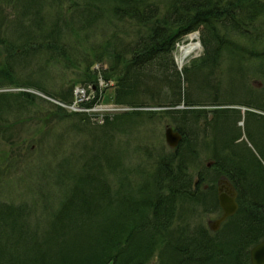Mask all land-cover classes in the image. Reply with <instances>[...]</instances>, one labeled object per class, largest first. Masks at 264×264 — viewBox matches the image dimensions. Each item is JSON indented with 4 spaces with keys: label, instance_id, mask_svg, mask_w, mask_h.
<instances>
[{
    "label": "trees",
    "instance_id": "obj_1",
    "mask_svg": "<svg viewBox=\"0 0 264 264\" xmlns=\"http://www.w3.org/2000/svg\"><path fill=\"white\" fill-rule=\"evenodd\" d=\"M68 1L71 12L62 8ZM124 22L143 31L121 37L114 27ZM195 31L202 54L178 70L175 45ZM0 47V88H31L67 105L75 84L95 82L91 66L106 63L103 79L114 81V103L165 107L152 113L150 121L166 118L178 127L188 121L196 128L197 179L192 191L187 173L191 149L183 141L173 153L152 154L147 145L116 149L115 133L135 131L117 122L144 121L141 112L106 118L101 132H90L99 141L97 156L85 157L88 145L74 141L68 153L52 147L53 126L48 121L36 125L32 135H43L34 141L38 156L34 186L28 189L34 198L0 202V264H160L154 250L159 258L179 255L171 257V264H250V249L264 240V0H0ZM36 57L41 58L36 73L28 68L19 75V67ZM61 64L74 69L72 78L51 75ZM254 79L260 80L259 89L252 85ZM182 101L187 109H175ZM38 102L49 106L54 118L78 117L69 125L73 131L87 125L85 114L68 113L32 93H0V142L9 149L23 141L22 113L32 120ZM233 106L259 112H244L243 134L241 110L228 108ZM53 137L55 144L63 140ZM47 148L53 151L50 162L44 155ZM25 150L22 154L34 152ZM134 151L151 162L132 164ZM203 153L210 156L207 167L198 164ZM136 166L145 171L136 172ZM117 167L125 170H112ZM221 178L238 191L239 209L212 232L199 219L220 213L215 182ZM112 204L105 210L122 205L145 217L148 226L96 223L74 212L97 213ZM194 217L196 225L190 227ZM113 232L127 240L115 243ZM135 238L139 242L134 247H148L133 250Z\"/></svg>",
    "mask_w": 264,
    "mask_h": 264
},
{
    "label": "rangeland",
    "instance_id": "obj_2",
    "mask_svg": "<svg viewBox=\"0 0 264 264\" xmlns=\"http://www.w3.org/2000/svg\"><path fill=\"white\" fill-rule=\"evenodd\" d=\"M62 8L65 10H69L70 12L74 9L72 6V2L68 1L63 4ZM12 14L9 15V18H12ZM114 30L121 36V37H133L134 34H136L138 31H143V28H139L135 26L132 23L124 22L115 24ZM9 29V28H8ZM196 38L194 39V43H199L198 39V33L195 32ZM95 39V38H94ZM97 40V39H95ZM101 39H98L100 41ZM90 42V40H88ZM189 42V35L185 36L183 40L175 47L173 57L176 58L179 57V50L182 45H186ZM89 45V43H88ZM200 45V43H199ZM2 47H0V67H2V61L4 60V54L2 53ZM202 54V47L200 45V52L196 54L195 56H190L185 62L183 63L182 67H190L194 61H196ZM41 62L40 57L34 58L32 64L28 65H22L19 67V70L21 71L19 75H23L26 73L29 69L36 71L38 64ZM178 66L177 62H175ZM106 65V63H104ZM65 66L56 65L52 73H65L67 77L72 78L73 73H75L74 69L72 68H64ZM73 67V66H72ZM29 68V69H28ZM31 72V71H30ZM36 73V72H35ZM48 77V76H47ZM51 84L54 83V80L50 78ZM254 82H252V85L256 88L261 87V83L259 79H254ZM110 88V87H108ZM105 89L100 92L101 96V103L103 104H109L112 99L113 92L111 89ZM187 89V86L184 82V89ZM7 92L13 91V92H20V89L17 88H7L5 89ZM24 90V89H23ZM31 90V89H27ZM34 91V90H33ZM38 92V91H35ZM41 98V97H40ZM45 99V98H44ZM37 102V101H36ZM69 113V112H68ZM242 120L239 122V126L241 127L242 134L244 133V112L241 110ZM25 119H23L21 125L22 134L19 135L20 141L22 142H16L18 144H14V146L9 149L7 144L0 142V202L3 203H17L21 198L25 191H28V189L31 186H34V159H37V145L36 141L39 140V137H41L43 134L34 136L32 135L34 131V126L44 124V122L48 121L47 124L50 122V124L53 126V132L57 136H63V140L61 142H58V144H55L56 137H53L51 134V138L49 139V142L52 147L61 146L62 149L68 153L71 149V142H77L79 145H89L90 147L97 150L99 146V141H96L95 139H92L90 136V132L98 131L101 132V128L93 121V119L88 118L89 120H86L87 125H81V129L79 132L73 131L71 127H69L71 122H77L80 120L78 117H68L63 120L54 118V112L53 110L43 104V103H36L34 107V118L32 120L30 119V115L28 113H22ZM155 121H150L149 123L145 124L143 127H140L138 131L136 128H132L133 131L130 133V135H123L120 136L119 134L115 133L114 136V143L116 149L123 148L132 150L135 147L143 148L146 145L149 146L152 149V154L156 153L158 151H162L164 153H168L169 148L165 144L164 141V128L166 125H169L170 122L166 118H163L162 120L156 118ZM58 123V124H57ZM57 124V125H56ZM46 130V128H45ZM47 131V130H46ZM244 137V136H243ZM91 138L90 141H87V139ZM58 140V139H57ZM35 141V142H34ZM83 141H85L83 143ZM123 141V142H122ZM26 149H30V151H34L33 153H25L22 154L21 151H27ZM81 147V146H80ZM53 151L51 148H47L44 152V155L48 158V162H50L52 157ZM58 155V154H57ZM90 155V152L84 151V156L88 157ZM129 155L127 156V159L129 158ZM59 156V155H58ZM210 160V156L208 154H202L201 158L198 160L199 166H205V163ZM151 161H148L145 156H143L141 153H139L137 156H133L132 158V164H138L141 163L144 166L147 165L146 163H150ZM217 182H215L216 184ZM214 184V185H215ZM216 187V185H215ZM219 215V214H218ZM217 214H204L199 219L200 222L203 223V225L208 228L209 224L217 219ZM196 225V217L191 219L189 221V226L193 227ZM154 263V262H152Z\"/></svg>",
    "mask_w": 264,
    "mask_h": 264
},
{
    "label": "bare ground",
    "instance_id": "obj_3",
    "mask_svg": "<svg viewBox=\"0 0 264 264\" xmlns=\"http://www.w3.org/2000/svg\"><path fill=\"white\" fill-rule=\"evenodd\" d=\"M196 38L195 33H191L189 34V40L191 42H189L186 45H182L180 47L179 50V57L176 58V62L178 64V66L181 68L180 65H183V63L185 62V60H187L190 56H195L196 54H198L200 52V45L197 42H193L194 39ZM96 73H98V75L103 78V71H97ZM182 82H183V88H184V78L182 77ZM186 84V83H185ZM185 90V89H183ZM92 102L94 103H88L85 104L84 107L87 110H93V109H99L101 111V113H105L107 110L102 108L99 103L95 102L96 100L94 98H91ZM177 110H184L187 109V107L183 104V101L174 107ZM166 109L165 107H161V106H154V107H136L134 108L135 111L141 112L143 113V120L145 121H141V120H129L127 122H123V123H119L117 122L120 127L123 128H138V127H142L145 124H147L146 122H149L150 120H152L153 118H155V115H152V113H157ZM129 112V108H127L123 113H128ZM148 113H150V115H148ZM111 120V119H108ZM105 122V121H104ZM103 122V124H104ZM173 128L174 131H176L180 136L181 139L178 143V145L174 148L170 147L167 143V147L169 148V152H174L178 146L180 145V143L183 141V143H187L188 147L191 149V152L189 153V161H188V176L190 179H192V183L189 185L190 189L192 191H196V128L192 127L188 121H186L185 125H181V126H171ZM87 150L88 152H90V155L93 154V156H97L98 153H100V147L95 150L94 148L90 147L89 145L87 146ZM137 151L132 152L133 155H138ZM124 165L127 167H131V163L128 161L124 162ZM134 170H136V172H144L145 169L143 167L140 166H136L133 168ZM112 170H114L115 172H119V171H123L125 170V168H112ZM147 175L148 179H151V177L149 176L148 173H145ZM236 192L238 193V191L236 190ZM163 195V193L161 192L160 196ZM167 197V194H166ZM32 198H34V194L32 192L29 191H25L22 195V198L18 201L19 203H22L24 201H30ZM17 202V203H18ZM12 203V202H10ZM161 203H165L164 201H162ZM112 206H114V204L112 205H106V206H102L100 208V210L97 213H91V211H74L76 214V217H78L79 219L82 218H91L92 220H94L96 223H99L101 221H104L105 223L108 224H112V225H120L123 223H127V222H132V221H136L137 223H140L139 225H144L148 226L146 224L147 221L145 220V217L142 218L141 216H139L138 213L134 212L133 210L127 209V208H123L122 205H117L114 209L112 210H105L108 208H112ZM92 207H88V209H90ZM195 209H196V205H195ZM170 211H174V208H169V212ZM175 212V211H174ZM139 217L143 220H140ZM147 219V218H146ZM65 229L66 231L70 232V227L65 225ZM114 236L113 237L115 240V243L117 244H122L124 243L127 238L126 237H120L118 233L113 232ZM71 238V237H70ZM112 239V238H111ZM113 241V239H112ZM113 241V242H114ZM136 242H139V240L137 238L133 239L131 241V245L134 248L133 250H142L148 247V245H140V244H136L139 245V247H134V244ZM162 245V243L160 244ZM143 253H147V250H144ZM152 255L155 259L156 262L160 263V264H171L173 259L179 258L180 256L178 255H172V254H164L161 256V258L157 257L156 255V250H154L152 252ZM171 257L173 259H171ZM180 259V258H179ZM143 264V263H142Z\"/></svg>",
    "mask_w": 264,
    "mask_h": 264
},
{
    "label": "water",
    "instance_id": "obj_4",
    "mask_svg": "<svg viewBox=\"0 0 264 264\" xmlns=\"http://www.w3.org/2000/svg\"><path fill=\"white\" fill-rule=\"evenodd\" d=\"M165 142L172 148L176 147L181 139V136L174 131L171 127H166L165 132ZM225 185L222 189H225V193H221L222 189L218 190V205L222 211V215L219 219L211 222L209 228L212 231L218 230L220 224L224 222L228 217L235 214L238 209V204L236 202V192L232 189L231 185L227 181H221ZM249 261L250 264H264V240L257 243L249 251Z\"/></svg>",
    "mask_w": 264,
    "mask_h": 264
},
{
    "label": "flooded vegetation",
    "instance_id": "obj_5",
    "mask_svg": "<svg viewBox=\"0 0 264 264\" xmlns=\"http://www.w3.org/2000/svg\"><path fill=\"white\" fill-rule=\"evenodd\" d=\"M222 189V188H221Z\"/></svg>",
    "mask_w": 264,
    "mask_h": 264
}]
</instances>
